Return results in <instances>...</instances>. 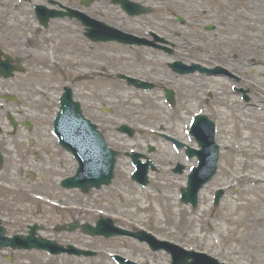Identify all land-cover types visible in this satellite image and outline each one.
<instances>
[{"label": "rangeland", "instance_id": "obj_1", "mask_svg": "<svg viewBox=\"0 0 264 264\" xmlns=\"http://www.w3.org/2000/svg\"><path fill=\"white\" fill-rule=\"evenodd\" d=\"M71 1L73 5H79V0ZM134 1L150 6L151 13L123 16L117 9L111 11L115 9L108 0H99L93 6L102 11L103 19L122 30L138 35H147L151 30L174 42L173 58L186 63L221 65L241 75L243 85L251 90L250 103L245 104L241 94L233 90L234 85H239L233 79L198 73L175 75L167 68L170 58L164 53L140 46L91 43L82 36L81 28L73 21L52 22L47 29L39 30L28 3L0 0L2 50L14 57L19 54L32 56L35 72L43 83V87L28 90L27 107H22L24 94L18 92V75L6 81L0 79V103L4 106V110H0L2 132L11 130L4 119L5 111H22L23 116L15 114V117L31 119L34 132L49 143L51 150L53 139L47 130L57 107L59 91L62 85L68 84L73 88V98L80 100L84 113L92 118H101L100 128L109 145L119 152L109 186L91 189L87 194L79 190L62 193L70 205L71 216L91 221L100 215H108L123 226L149 229L159 238L212 255L221 263L264 264V245L247 248L241 241L248 233V224L260 226L264 223V192L260 194L251 190L245 194L250 184L244 178L246 174L264 175V167H258L264 163V158L249 154L245 149L237 152L229 145L230 135L227 134H232L234 125L227 109L232 104L234 110L248 116H243L249 121L246 130L241 128L242 123H236L238 132L251 133V138L242 141V146H264V131L257 130L258 127L264 128L260 125L264 124V0ZM175 14L186 19L185 25L174 20ZM208 23L215 26L214 30H203ZM117 73L152 81L156 88L141 92L117 79ZM163 87L175 91L172 106L164 101ZM221 91L228 96L225 105L217 102ZM6 92L18 96L19 104L3 103L1 95ZM198 111L214 120L216 126L220 122L221 126L216 127L220 151L217 172L198 193V205L193 209L179 201V189L186 185L187 173L176 175L171 169L176 162L184 163L188 168L196 164V160L186 159L183 152L174 150L160 133L195 146L187 132L191 117ZM222 117L224 119L220 121ZM121 123L134 128L132 139L117 134L115 127ZM4 133L2 138L8 143L3 148L10 155L5 169L0 171V211L11 212L18 220L40 222L37 213H48L51 209L36 202L39 198L34 194L49 195L50 190L47 189L51 185L47 182L26 185L27 176L19 178L16 173L18 165L14 163L18 159L14 150L19 145L18 139L9 138ZM235 138L237 136L234 135L231 141ZM148 144L154 147L147 156L153 159L156 171L150 172L149 185L141 188L129 177L132 167L123 151L133 148L146 153ZM65 161L72 172L74 160L66 155ZM28 162L33 165L31 156ZM235 173L236 177L244 176L240 179L231 177ZM216 188H223L224 195L219 205L214 207L211 203ZM165 203L172 206L170 215L161 211ZM234 205L239 207L232 211ZM202 211L205 212L202 214ZM259 214L263 216L261 221ZM236 218L237 221L230 222ZM218 229L222 230L224 238L217 236ZM89 242L102 241L94 239ZM114 242L115 239L103 243ZM134 249L140 253L147 252L137 243H134ZM149 253L150 257L146 258L152 261H170L169 255L163 251ZM136 257L140 259L138 255ZM21 264L28 263L22 261Z\"/></svg>", "mask_w": 264, "mask_h": 264}, {"label": "water", "instance_id": "obj_2", "mask_svg": "<svg viewBox=\"0 0 264 264\" xmlns=\"http://www.w3.org/2000/svg\"><path fill=\"white\" fill-rule=\"evenodd\" d=\"M120 2L121 6L129 13L130 15H137L141 13L148 12V8H144L140 6L138 3H130L126 0H117ZM46 17H44L45 19ZM180 22H182L181 18H177ZM209 29H212V26L208 27ZM102 36L95 37L92 33V31L87 35L92 37L94 40H116L119 42H124V43H132L135 41L132 40H126L122 36L112 34L109 30L103 28L102 30L99 31ZM137 43H144L142 41H138ZM2 52L0 50V56ZM5 60H1L0 58V75L4 77H9L12 75V70L15 69L14 66L10 64L12 59L4 55ZM180 65V63L178 64ZM178 65L174 66L173 69L176 72L183 73V72H192L194 70H200L206 71V72H211V70L205 69L200 67L199 65L193 64L190 67L186 69H182ZM132 82H135L137 86L139 87H146L149 88L151 87V84H144L140 83L138 84L137 81L131 80ZM167 97L168 99L172 102L173 101V93L171 90H167ZM67 98V97H66ZM63 98L62 99V107H61V112L59 114V120L62 122L64 125V129H66V124L64 122L65 119H68L69 117L76 118L78 117L77 111H75L74 114L68 115V99ZM203 118V117H202ZM202 118H197L196 122H194L193 129H192V134L195 136L197 143L202 147V151L194 152L193 154H196L198 156L200 165L199 168L194 169L193 174L189 176V181L187 188L182 189V201L187 203L191 202L193 206L196 205V192L197 190L202 186V183H205L211 175L215 171V163L217 159V149L215 146L212 145V138H213V133L210 128L206 125L204 120ZM11 123L14 124L12 118L10 119ZM74 123L79 126V122L76 120ZM81 125V122H80ZM82 127V125H81ZM121 131H126L129 135L132 134V130L127 128L126 126H121L120 129ZM62 145L71 149L76 157L78 158L80 162V167L78 169V173L75 176V183H72L71 187L76 186L80 187L84 192H86L90 187H99L101 184H108L111 177H112V168H113V155H115V152H112L111 150L107 149L105 147L104 142H101V140L93 133L90 136H87L86 138L80 139L78 136H76L73 133H68L65 131L62 133ZM85 142L87 145H85ZM94 142V144H93ZM96 142V143H95ZM177 144L181 145L180 143L177 142ZM99 145V146H96ZM97 148V149H96ZM99 149V150H98ZM190 154L192 153L189 152ZM137 160L139 157V154L134 155ZM146 168L147 165H144L143 167H140V171L136 173V177L134 176L133 178L140 183L144 184L146 183ZM81 176V178H80ZM221 195V192L216 193V198H215V203L218 202L219 197ZM98 226L96 227H91L88 224L82 225V229L85 230L87 233L91 235H96L98 234H103V231H108L109 226L111 225V222L108 220H102L98 222ZM107 224V225H106ZM71 229L76 227L75 225L70 226ZM121 233H126L125 231H120ZM105 235H110V232H105ZM146 235L144 232H138L134 235L138 236L142 240H148V242L151 245V248L154 250L157 249H164L168 251L173 258L172 264H205L203 263L200 259H198L197 256L190 254V252H182L180 248L177 246H174L172 244H169L168 242H158L156 241L152 236L147 237L149 239L143 238L141 235ZM21 241L27 243L23 245H14L12 241L14 239H8V242L11 243L13 246H18V247H31V245L34 242L33 237H34V230L32 229L30 232V235L25 237V236H20ZM39 242L45 243L47 246H43L44 248H48L50 245L48 240H38ZM192 257V261L188 262V258ZM208 261L211 262V264H218V262L214 259L208 258Z\"/></svg>", "mask_w": 264, "mask_h": 264}, {"label": "bare ground", "instance_id": "obj_3", "mask_svg": "<svg viewBox=\"0 0 264 264\" xmlns=\"http://www.w3.org/2000/svg\"><path fill=\"white\" fill-rule=\"evenodd\" d=\"M220 96H217V102H219L220 105H225V102L227 101L228 96L224 93V92H220ZM228 111H230V116L233 119V126H232V134L230 132H227V134L230 135V139L232 137L237 136V138H235V140L231 141L228 140L229 145L235 149L237 152L241 151L242 149H245L246 152H248L249 154L251 153L252 155H256L259 158H264V146L261 147L260 145L256 146H250L248 144H244L242 146V141H246L249 138H251V133L248 134H244L240 132H238V128L236 127V123H242L241 128L245 129L248 126L249 121L243 119V116L248 117L246 115H244V113L238 112L237 110H234L232 104L230 105L229 108H227ZM224 117H222V119L220 118V121L223 120ZM256 123V122H255ZM219 126H221L220 122L218 123ZM261 126H263L264 124H260ZM257 128V127H254ZM234 129V130H233ZM258 132H263L264 128L261 129L258 127ZM264 142V140H263ZM242 146V148L240 149V147ZM261 147V148H260ZM258 167H264V163L262 165H258ZM237 173V172H236ZM236 173L235 174H231V177L233 178H243L244 175H239L238 177H236ZM244 178L249 182L250 187L245 191L246 193H250L254 190H256L257 192L263 193L264 192V175H255V176H249L248 174H246L244 176ZM252 190V191H251ZM262 206L264 205V196L262 197ZM252 204V202H250V205ZM171 204H167L165 203V205L163 206V208H161V211L164 212L165 214H169L170 215V209L172 206H170ZM240 205V204H239ZM239 205H234V207L232 208V211H235L238 209ZM260 211V210H259ZM205 211H202L201 213L203 214ZM258 219L263 220V216L261 214L258 215ZM238 219L236 218L235 220H231L230 222H235ZM248 233H246L241 239L243 245L245 247H249L252 245H257L258 248H261L264 245V223L260 226H258V224H248ZM217 236L220 238H224V234L222 232V230L218 229L216 231Z\"/></svg>", "mask_w": 264, "mask_h": 264}, {"label": "flooded vegetation", "instance_id": "obj_4", "mask_svg": "<svg viewBox=\"0 0 264 264\" xmlns=\"http://www.w3.org/2000/svg\"><path fill=\"white\" fill-rule=\"evenodd\" d=\"M45 1H49V0H43V2ZM55 1V0H53ZM57 2H59V4H61L63 7L65 6H69V0H56ZM60 8V7H59ZM96 13V12H95ZM18 63H21L20 60H18ZM31 61L28 62V65H30ZM35 77L33 74H31L30 72H26L25 74L20 75L19 77V83H18V87L20 92H25L27 89H31L33 86V83L35 81ZM27 99V98H26ZM22 122V120L20 121ZM22 133H26L29 134L28 132H14L12 134H22ZM18 144H23L24 140L26 139L25 137H21L19 136L18 138ZM26 141V144L28 145V141ZM8 143L6 140H3V144ZM30 144V142H29ZM40 144H43V142H40L39 138L36 136L35 139L31 142V146H35L37 150H43L42 146H38ZM18 150H24L23 145L20 147H17ZM58 154L53 157V154H47V157L44 159L43 157H40L39 155H37V160H36V166H37V173L38 175L41 174V180H39L40 183H44L46 184V182L51 185L50 187L53 188L50 192L54 191V187L55 185H59V179H61L63 176L62 172H66L65 166H64V161L62 160L61 155L64 153L63 151L57 149ZM27 148H25V153H22L23 156H20V161L24 164L27 163ZM57 196L60 197V192L57 191ZM60 201H64V198H57ZM61 212V211H59ZM42 216H44L43 214H41ZM64 216L66 214H63ZM63 215H61L63 217ZM6 218L8 219V226H12V225H16L15 221H12L11 218L9 216H6ZM64 218H62L63 220ZM47 221L49 222V220L47 219ZM76 238V237H74ZM71 239V235L67 232H61L58 233L56 240L58 241L59 244L62 245H66V244H73L75 246L78 247H84L85 245H83V243L80 241L79 238L74 239V242L71 243L70 242ZM82 240V239H81ZM31 252H24L22 253L26 258H28L30 260V254ZM32 255H37L40 256L44 253H39V252H32ZM60 256H64V257H70L69 255L66 254H61ZM3 255L0 254V264L2 263V259H3ZM69 262V260H68Z\"/></svg>", "mask_w": 264, "mask_h": 264}]
</instances>
